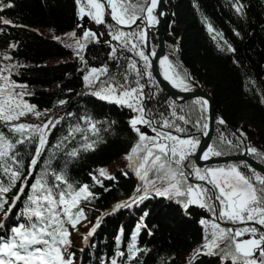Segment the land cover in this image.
Instances as JSON below:
<instances>
[{
  "label": "trees",
  "instance_id": "1",
  "mask_svg": "<svg viewBox=\"0 0 264 264\" xmlns=\"http://www.w3.org/2000/svg\"><path fill=\"white\" fill-rule=\"evenodd\" d=\"M236 4L241 6L240 13L235 10ZM163 8L165 56L186 78L190 89L202 90L211 96L216 115L224 121L215 123L210 147L222 153L217 157L239 156L244 148H255L261 155L249 154V157L264 166L260 162L264 156V0H163ZM78 11L76 0H0V69H8L2 75L17 85L10 91L22 94L18 98L40 114L37 118L30 112L11 123L42 126L51 121L54 124L46 130L47 143L27 181L23 177L28 176L39 134L26 132L24 135L31 139L16 145L22 178L6 194L9 204L22 183L30 186L41 176L55 183L54 174H62L67 184L60 185L61 188L70 184L77 190L86 185L92 194L78 204L86 219H81L75 228L68 223L64 225L70 233V243L61 247L63 255L73 264H112L113 260L116 264H232L230 258H224L229 251V241L224 245L220 243V251L216 248L214 254H205L207 251L201 249L200 243L204 229H210L213 222L223 228L242 225L214 220L213 213L206 208L209 218L195 222L185 213L182 204L177 203V198L153 197L149 193L148 199L133 203L143 194L137 189H143L144 181L139 187L129 162L113 166L126 157L139 140L129 123L138 113L127 106L98 99L91 93L99 87L97 84L86 87L84 77L92 68L107 67L108 76L100 80L122 82L128 63L136 61L142 68L143 61L111 39L109 32L118 27L108 15L104 17L106 23L99 24L107 40L100 38L87 44L73 61L44 64L51 58L69 59L72 51L44 36L42 29L79 30L80 25L76 26L80 17ZM137 25L121 30H138ZM209 26L212 32L208 31ZM149 43L156 53L158 35L154 30L149 34ZM112 47L117 48L115 57ZM142 48L147 54L144 44ZM5 56L10 58L5 59ZM129 79L134 82L135 74L129 73ZM140 82L146 85L143 105L148 111L147 118L174 120L171 113L175 110L189 121L185 124L175 120L186 132L162 131H171L182 139L194 137L201 143L208 115L207 110L196 103L200 99L176 102L161 89L153 75L151 81L144 76ZM5 84L0 80V86ZM137 127L148 136H155L148 126ZM0 132L10 140L20 137L2 120ZM227 141L232 142L231 146ZM86 144L93 147L86 149ZM74 151L77 155L73 157L70 153ZM189 160L194 163L193 156ZM232 163L239 165L246 175L253 174L246 164ZM102 169L111 179L100 175ZM187 171H191L190 166ZM9 183L8 174L0 169V184ZM189 183L204 184L194 178ZM29 193L30 187H26L7 216L0 212V225H3L0 235L8 237L13 226L27 223L22 214ZM126 202L131 207L114 210L117 204ZM9 204L5 205V210ZM216 206L219 207L218 202ZM138 225L141 227L137 233ZM93 227L95 232L88 235Z\"/></svg>",
  "mask_w": 264,
  "mask_h": 264
},
{
  "label": "snow or ice",
  "instance_id": "2",
  "mask_svg": "<svg viewBox=\"0 0 264 264\" xmlns=\"http://www.w3.org/2000/svg\"><path fill=\"white\" fill-rule=\"evenodd\" d=\"M76 3L79 6L78 15L81 19L88 16L99 25L105 24L104 17L106 14L109 15L115 25L120 26L109 32L111 39L117 41L123 49L132 51L143 61L142 68L137 66L136 61L129 62L122 82L101 81V76H108L107 67L92 68L84 77L86 87H92L93 84L99 87V90H93L92 95L110 103L127 106L138 113L137 117L131 119L129 123L132 130L137 133L139 140L125 157L129 166L134 168L136 175L144 181L143 189H137V192L143 191V194L136 197L133 203L148 199L149 189H151L158 197L177 198V203H181L185 209L192 204L206 208L213 213L214 220L232 225L239 224L242 227L223 228L219 223L213 222L211 224L212 238L203 246L208 250L205 254H214V249L218 248L220 243L229 241V251L225 252L224 258H230L232 264H264V173H257L250 165H245L253 173L249 176L240 170L239 165L234 164L202 170L189 160V157L197 152L200 145L199 139L194 137L182 139L173 135L171 131H162V129H172L177 133L186 132V129L175 123V120H178L187 124L189 121L185 116L178 115L173 110L171 116L175 118L174 120L164 118L161 121H155L147 118L148 111L143 105L146 85L140 81L144 76H147L149 81L152 80L150 56L155 57L156 53L151 51L150 54H146L142 45L148 39L146 29L158 23L155 11L159 0H144V3H140V0H76ZM235 10L240 13L241 6L236 4ZM137 21H140L143 27L137 25L138 30L130 32L121 30L123 27L132 28ZM4 23H9V21H4ZM208 31H213L211 26ZM71 36L76 38L75 33ZM89 38L95 39L96 34L85 30L82 39L88 40ZM76 44L79 55L84 45L80 43V39H76ZM229 51L232 49L229 48ZM112 53L115 57L116 47H112ZM4 58L9 59L10 57L5 56ZM159 66L163 70L164 79L169 81L173 87H178L181 91L191 90L186 78L176 71L167 56L159 60ZM7 70V68L0 69V80L6 82L5 85L0 86V97H5L0 100V120L9 125L10 131L19 133L20 137L10 140L0 132V169L8 174L10 181L7 186L0 184V212H4L5 216L10 214L20 196L24 194L26 187H30V193L22 214L27 219V223L13 226L8 237L0 235V264H73L70 258L63 255L64 248L61 247L70 243L68 239L70 233L64 225L68 223L75 228L81 219H86L84 210L78 207L81 199L86 200L92 195L86 185L77 190H73L70 184L67 188H61L60 185L67 184L62 174H54L55 183H50L44 176H41L30 186L22 183L11 204L7 199L6 194L22 178V165L17 159L16 145H23L31 139L30 136L24 135L26 132L39 134V144L30 161L28 176L23 177L27 181L33 175V170L47 143L46 130L50 126L54 127L51 121L42 126L11 123L30 112L34 113L37 118L40 114L35 113L33 106L23 103L18 98L22 94L10 91L17 85L10 82L8 76L2 75ZM129 73L135 74L134 82L129 79ZM196 103L201 105L202 110H206L207 101L198 100ZM218 122L224 123L223 120ZM137 125L148 126L155 136H148L141 132ZM207 127V124L203 125V128L207 129ZM92 130H95L94 125ZM73 131H79V129ZM71 134L70 132L69 135ZM204 134L207 135V132ZM243 135L241 132V136ZM227 143L230 146L232 144L231 141ZM92 147L91 144L85 145L86 149ZM243 154L261 155L255 148H247ZM70 155L74 157L77 153L74 151ZM213 155L220 156L222 153L209 147L207 151H203L200 158L208 160ZM260 162L264 163V156H261ZM16 165L20 167H15ZM189 166L191 171H187ZM150 173L154 174V179H149ZM100 175L107 177L103 169ZM189 177L202 181L204 184L189 183ZM107 178L111 179V177ZM181 197L185 199L182 201L179 199ZM216 202L219 207L216 206ZM6 204H9L7 210H5ZM122 207H131V204L127 202L117 204L114 210ZM256 225L260 227L257 228ZM98 226L99 220L96 227ZM2 227L3 225H0V228ZM140 227V225L137 226V233ZM95 230L96 228L93 227L88 235H92ZM245 236L248 238L242 239ZM133 240H135V235ZM112 264H116V261L113 260Z\"/></svg>",
  "mask_w": 264,
  "mask_h": 264
},
{
  "label": "water",
  "instance_id": "3",
  "mask_svg": "<svg viewBox=\"0 0 264 264\" xmlns=\"http://www.w3.org/2000/svg\"><path fill=\"white\" fill-rule=\"evenodd\" d=\"M157 20L158 23H156L155 28L153 30L156 32L158 35V50L156 51V56L153 58L150 56L152 68L151 72L158 83V85L161 87L163 91H165L172 99H174L178 103H182L186 100L189 99H200L202 101H207V115H208V120H207V135H205L201 143L197 149L196 154L193 156V161L197 167H202V166H207V165H217V164H223V163H229V162H242L246 165H250L252 169H255L256 172L258 173H264V166L256 163L254 160H252L248 155L243 154L246 150L244 148L243 153L239 156H232V157H218L215 159H208V160H201V155L203 151H207V149L210 147V142L213 136V131H214V126L215 123L220 121L221 119L216 115L214 106H213V101L211 96H209L207 93H205L202 90L198 89H191L189 91H175L170 89L167 84L161 79V77L157 74L156 72V61L160 57H165L164 54V42L162 38V26H163V21L166 16L164 8H163V0H159L158 6H157ZM89 22V17L84 16L83 19L80 17L77 18L76 20V26H81L83 29L86 28V23ZM137 24L140 25V21H137ZM145 50L147 54L151 53V47L149 43V38L147 41L144 43ZM96 85V84H95ZM138 185L140 187L141 182L140 178L138 177L137 179ZM185 213L195 222H199L200 220H207L209 218L206 210L204 208H200L199 205L197 204H192L189 205L187 209H185Z\"/></svg>",
  "mask_w": 264,
  "mask_h": 264
},
{
  "label": "rangeland",
  "instance_id": "4",
  "mask_svg": "<svg viewBox=\"0 0 264 264\" xmlns=\"http://www.w3.org/2000/svg\"><path fill=\"white\" fill-rule=\"evenodd\" d=\"M156 26V25H155ZM85 30H90L92 31L93 33L96 34V38L95 39H92V38H89L88 40H84L82 39L83 37V32ZM101 27L99 25H97L93 20L90 21L89 19V22L86 23V28L83 29L81 26H80V29L77 30V29H73V30H70V31H64V32H55V31H52L51 29H42V33L44 36H46L47 38L49 39H52L54 40L55 42H57L59 45H61L62 47L68 49V50H71L72 53L69 55V59H65V58H51V59H47L44 64L45 65H55V64H59V63H62L64 62L65 60L66 61H73L74 58L76 56H78L77 54V44H76V39H80V43L84 45L83 47V50L85 48V46L91 42H96L98 41L100 38H103L104 40H107V38L104 36H102L101 34ZM72 33H75L76 34V38L74 39L71 34ZM82 50V51H83ZM80 51L79 54L82 52ZM123 163V162H128L125 157L123 158H120L119 160L116 161V163H114L113 166L117 165L118 163ZM228 164H233L232 162H229V163H223V164H217V165H207V166H204L203 168H201L202 170L203 169H206V168H216V167H225L227 166ZM197 167V166H196ZM133 168V167H132ZM190 170H191V167H190ZM155 176L154 174L150 173L149 174V179H154ZM197 181V180H196ZM162 186V185H160ZM149 193L150 195H152L153 197H156V195L154 194V192L149 189ZM165 198V197H164ZM213 229L210 228H205L204 229V237H203V240L202 242L200 243L201 245V249L203 251H208L207 249H205L203 246L204 244L207 242V241H210L211 240V233H212ZM85 235V234H84ZM242 239H245V237H242ZM226 241L222 242L223 245L225 244ZM80 250V249H79ZM217 251H220L219 247L217 248Z\"/></svg>",
  "mask_w": 264,
  "mask_h": 264
},
{
  "label": "bare ground",
  "instance_id": "5",
  "mask_svg": "<svg viewBox=\"0 0 264 264\" xmlns=\"http://www.w3.org/2000/svg\"><path fill=\"white\" fill-rule=\"evenodd\" d=\"M155 14H157V9H156V11H155ZM142 26H143V25H142ZM153 28H155V25L146 29L147 34H148V38H149V34H150V32L153 30ZM151 57H152V56H151ZM153 58H154V57H153ZM162 58H163V57H160V58L156 61V72H157V74L161 77V79L167 84V86H168L170 89L175 90V91H180V88H178V87H173L172 84H171L169 81H166V80L164 79V77H163V70H162V69L160 68V66H159V60L162 59ZM201 160L203 161V159H201ZM132 169H133V174H134V176L136 177V179H138V176L136 175V172H135L134 168H132ZM140 182H142L141 179H140Z\"/></svg>",
  "mask_w": 264,
  "mask_h": 264
},
{
  "label": "built area",
  "instance_id": "6",
  "mask_svg": "<svg viewBox=\"0 0 264 264\" xmlns=\"http://www.w3.org/2000/svg\"><path fill=\"white\" fill-rule=\"evenodd\" d=\"M108 17H109V20L112 22V24L113 25H115V22L114 21H112V19H111V17L108 15ZM115 26H117V25H115ZM134 26V25H133ZM132 26V27H133ZM117 27H120V26H117ZM123 29H128L127 27H123ZM100 79H102V76L100 77ZM1 98V97H0ZM248 156H249V154H248ZM215 158H218L217 156H215V155H213V156H210V158L209 159H215ZM191 178L192 177H189V180H191Z\"/></svg>",
  "mask_w": 264,
  "mask_h": 264
}]
</instances>
